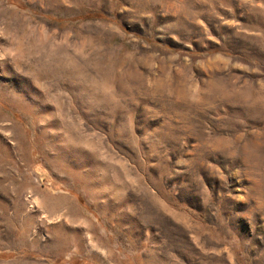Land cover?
I'll use <instances>...</instances> for the list:
<instances>
[{
  "label": "rangeland",
  "instance_id": "rangeland-1",
  "mask_svg": "<svg viewBox=\"0 0 264 264\" xmlns=\"http://www.w3.org/2000/svg\"><path fill=\"white\" fill-rule=\"evenodd\" d=\"M0 264H264V0H0Z\"/></svg>",
  "mask_w": 264,
  "mask_h": 264
}]
</instances>
